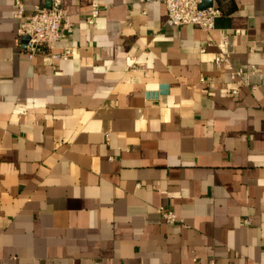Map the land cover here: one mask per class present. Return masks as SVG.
I'll return each instance as SVG.
<instances>
[{
	"label": "crops",
	"instance_id": "0c3cea01",
	"mask_svg": "<svg viewBox=\"0 0 264 264\" xmlns=\"http://www.w3.org/2000/svg\"><path fill=\"white\" fill-rule=\"evenodd\" d=\"M15 1L0 0V264H264V0H211L209 31L167 24L161 0H60L65 59L27 57ZM20 1L24 18L50 5Z\"/></svg>",
	"mask_w": 264,
	"mask_h": 264
},
{
	"label": "built area",
	"instance_id": "2783aa9c",
	"mask_svg": "<svg viewBox=\"0 0 264 264\" xmlns=\"http://www.w3.org/2000/svg\"><path fill=\"white\" fill-rule=\"evenodd\" d=\"M49 6L43 4L36 5L33 13L28 17L23 16V4L20 0L15 1V17L19 20L17 34L20 37H28L25 43V52L29 59L37 55H47L50 58H67L74 52L73 47H65L61 52H53V46L60 39L65 37L72 28L67 11L61 5L60 0H48ZM167 11L166 23L169 25H195L202 30L209 31L214 29L215 20L220 16L219 7L209 5L201 7L203 0H161ZM99 8L93 6L87 16L88 22L98 15ZM223 48L227 47L226 40L222 44ZM205 50V46L200 48ZM229 61V54L223 51L214 56V62L217 65ZM241 69L231 72L232 78L238 76ZM237 93L236 89L232 90ZM158 213L165 222L173 223L177 221L176 214L166 209L164 206L157 208Z\"/></svg>",
	"mask_w": 264,
	"mask_h": 264
},
{
	"label": "water",
	"instance_id": "95a60500",
	"mask_svg": "<svg viewBox=\"0 0 264 264\" xmlns=\"http://www.w3.org/2000/svg\"><path fill=\"white\" fill-rule=\"evenodd\" d=\"M211 5V0H203L202 4L200 5L201 7H206ZM28 40V37H23L24 43Z\"/></svg>",
	"mask_w": 264,
	"mask_h": 264
}]
</instances>
